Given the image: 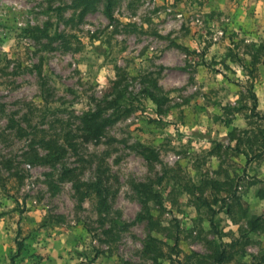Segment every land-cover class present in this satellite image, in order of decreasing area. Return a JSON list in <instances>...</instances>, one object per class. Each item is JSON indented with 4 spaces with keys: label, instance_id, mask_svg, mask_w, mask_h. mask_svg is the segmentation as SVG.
Segmentation results:
<instances>
[{
    "label": "rangeland",
    "instance_id": "obj_1",
    "mask_svg": "<svg viewBox=\"0 0 264 264\" xmlns=\"http://www.w3.org/2000/svg\"><path fill=\"white\" fill-rule=\"evenodd\" d=\"M251 83L264 116V0H0V264H202L231 242L252 263L264 235L204 187L237 185L264 215V154L232 152L247 109L224 110L250 106ZM117 96L85 138L79 118ZM142 183L162 196L158 241Z\"/></svg>",
    "mask_w": 264,
    "mask_h": 264
},
{
    "label": "trees",
    "instance_id": "obj_2",
    "mask_svg": "<svg viewBox=\"0 0 264 264\" xmlns=\"http://www.w3.org/2000/svg\"><path fill=\"white\" fill-rule=\"evenodd\" d=\"M263 63L260 62V59L258 56H253L251 58V62L249 67L247 68L249 70V75L252 76L253 70L256 69L257 64ZM246 95L245 99L250 101V106H247L246 104L240 106V107H224L225 111L228 112H240L241 110L247 109L248 114L246 115V119L248 122V128L240 131V136L238 138H234L235 145L232 149V152L241 154L244 157H249L247 160V163L257 157H261L264 154V127L260 123H264V116L260 115L259 112H257V98L253 91V85L248 84L246 85ZM119 96L111 99L109 102H107V105H109L110 108L113 109V105L117 102V99ZM115 110L113 109L111 115L108 117H103L101 111H96L94 113H86L84 116L79 118L81 120L82 126H84V133L85 138H97L100 137L104 128L110 125L113 121L112 117L114 116ZM254 120V121H253ZM230 120L226 121V125L230 124ZM252 126H255L256 128L253 129L255 132L253 134H250V128ZM47 147L45 148L47 150H53L54 154H58V147L56 146L55 142L49 141L47 142ZM51 153V152H50ZM72 173L70 169L65 170V175ZM163 174L160 176V178L157 179L158 183L157 185H160L161 181L164 178ZM224 184H221L220 182L216 180H206L204 187H210L211 190H215L217 192H224L226 194L225 197L220 198V200H217V198L214 200V203H217L218 201L221 203V208L225 209V213L229 216L232 222L238 223L239 220H246V225L248 227V232L250 233H262L264 235V215L254 216L251 218L247 217L246 209L243 207L241 203V198L237 196V185L234 187L229 186L228 189L223 190L220 188ZM87 187L88 190L96 189L95 196L99 197V200L101 201V204L105 203V199L100 198L101 197V191L98 189V186L96 183L94 184H86L84 185ZM155 185L148 184V183H142L137 186H135V190L138 192L141 204L144 206V209L146 211L148 221L147 226L149 230V240H156V238L153 235H150V233L155 232L159 233L162 230V227L160 223L158 222L157 218H154L151 216L150 211L148 209L149 204L152 203L155 206H161L162 205V196L160 192L154 188ZM191 193V192H189ZM81 199L88 197H92V194H89L88 191L85 192ZM193 195V194H192ZM195 200L199 205H206V203L198 196L194 197ZM93 199V198H91ZM147 207V208H146ZM107 211V209H106ZM210 250L211 254L206 258V261H199L202 264H232L234 261V254L231 251L235 243H227V244H213L210 243ZM169 259H171L169 257ZM253 262L250 264H262L264 263V250L263 254L260 256H254ZM238 264H244V263H238Z\"/></svg>",
    "mask_w": 264,
    "mask_h": 264
}]
</instances>
